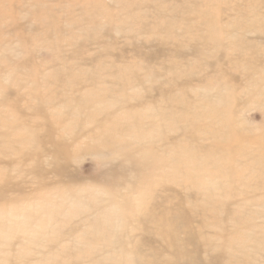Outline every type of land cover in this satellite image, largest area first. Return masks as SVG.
I'll return each mask as SVG.
<instances>
[{"label": "rangeland", "instance_id": "374dc122", "mask_svg": "<svg viewBox=\"0 0 264 264\" xmlns=\"http://www.w3.org/2000/svg\"><path fill=\"white\" fill-rule=\"evenodd\" d=\"M36 1L0 0V73L3 71L12 79L6 85L0 82V108L8 109L5 118L10 120L11 126L27 123L42 141L36 146L41 149L34 153L35 150L30 146L22 144V139L29 134L18 130L9 139L10 143L0 145V190L4 192V198L0 195V209L16 211L27 202H58V195L65 192L86 198V193L90 192L124 191L125 179L106 175L104 172H113V166L100 163L90 154L88 148L94 141L83 137L73 142L75 133L81 127H93L92 120L102 119L108 107L103 109L104 113L95 114L93 119L82 117L78 121L66 112L64 101L74 92L90 88L89 79L84 73L99 75L101 80L97 87L110 89L122 84L114 79V73L127 71L139 78L138 83H135L134 77H124L123 81L130 85L127 94L135 97L140 93L139 97H135L139 100L152 96L155 97L156 105L171 106L174 112L169 109L170 116L174 113L175 120L178 119L177 132L193 118L191 111L183 110V105L193 104L191 101H197L201 92L211 90L216 93L214 87L217 85L225 88L221 91L231 95L229 99L234 101L228 100L219 108L218 114L217 111L212 113V118L220 116L224 120L225 113L232 114L235 131L243 135L235 134L237 137H232L230 146L217 148L213 146L214 143H221L225 138L215 137L209 130L201 129L204 125H211V130L221 128L220 125L211 119H202L200 123L204 125L195 131L199 134V142L211 151L214 160L223 164L222 173L216 167L207 168L212 176L221 181V190L216 193L219 203L231 205L248 201L250 208L261 210L255 206V202L260 203L262 197L259 196L264 194V169L261 171L262 176H258V171L255 176L256 170L253 169L252 173L247 166L250 162L248 150L264 155V150L259 149L255 140L258 137L264 140V95L259 92L264 86V0L202 1L204 10H208L210 15L216 14L212 17L218 18L219 12L224 23L231 22L232 26L225 25V32L229 35L225 38V46L220 48L210 45L199 14L190 13L187 19H183L187 14L177 11L180 18L176 23H170L158 18L155 9L151 8H168L172 3L181 6L180 9H187L193 0H181L179 3H176L179 0H42L47 3V9L36 7ZM99 6L102 9H98ZM129 15L136 18H129ZM254 17L255 21L252 22ZM127 22L131 28L143 26L147 30L134 36L132 33L114 32L111 28L115 25L126 26ZM184 22L193 26L189 32L180 26ZM93 26L104 28L101 32L90 34ZM166 29L171 32V36L167 32L162 33ZM6 43L18 47L21 45L23 52H29V57L43 71L72 73L73 81L69 85L57 81L54 75L46 77L45 82L40 80L39 85L29 81L24 65L4 58L7 55H3L2 45ZM198 47H205L206 50L201 51ZM100 64L106 67H100ZM89 90L93 91L92 88ZM6 94H9L8 98L2 99L1 95ZM173 96L176 100L167 99ZM117 98L111 93L106 95V101L113 105L109 111L117 110L121 105ZM5 129L1 126L0 134ZM55 143L73 144L69 148L67 173L60 175L55 173L56 164L53 163L52 155L47 153ZM185 147L189 156L204 154L196 146L185 144ZM228 157L238 161L240 167L234 176H230L231 163ZM165 168L166 171L158 167L153 171L156 174L162 171L160 175L168 173L170 181L159 186L148 185L147 188L153 190L150 194L153 197L159 194L167 197L169 200L162 202L163 207L172 209L177 217L179 214L187 216L197 231H206L200 225L201 222L198 224L202 220L200 215L193 213L195 192L188 188V182L181 183L179 174L175 178L170 176L172 170L168 169L167 164ZM233 168L235 170L236 167ZM240 174L244 176V185ZM247 195L259 198L247 199ZM153 204L154 201L148 202L147 208ZM78 219L76 217L72 221ZM180 222L183 237L191 238L185 235L190 227L185 221ZM211 231L216 232L214 229ZM142 234L141 227L133 229L135 237L140 238ZM195 246V243L189 244L188 250L192 251ZM164 247V240H153L156 250L163 251ZM143 250L148 254L152 252L145 245ZM204 252L199 259L206 264L209 256ZM259 258L264 264V257L259 255Z\"/></svg>", "mask_w": 264, "mask_h": 264}, {"label": "bare ground", "instance_id": "6f19581e", "mask_svg": "<svg viewBox=\"0 0 264 264\" xmlns=\"http://www.w3.org/2000/svg\"><path fill=\"white\" fill-rule=\"evenodd\" d=\"M202 1L193 0L192 5L187 9H180L181 6L172 3L168 8H151L155 9L158 18L166 19L170 23H176L180 18L177 11L187 14L182 17L183 19H187L190 13L199 14L207 30V40L210 41V45L224 47L225 38L229 35L225 32V25H231V22L224 23L219 12H217L218 18L212 17L216 14L210 15L208 10H204V1ZM35 4L36 7L47 9L45 1L37 0ZM98 9L102 8L99 6ZM129 18L136 17L129 15ZM254 21L255 17L252 22ZM180 26H183L186 32L193 27L186 22ZM103 28V26L98 28L93 26L90 34L101 32ZM111 28L114 32L132 33L134 36L147 30L143 26L131 28L129 24L115 25ZM162 31L171 34L168 29ZM199 50L206 49L201 47ZM2 51L3 55H7L4 58L8 61L24 65L29 81L38 85L40 80L47 81L46 77L49 75H54L57 81L69 85L73 81L71 78L74 75L70 72L64 74L41 70L29 57V52H23L21 45L18 47L6 43L2 45ZM100 67L106 65L100 64ZM84 75L89 79L88 87L93 91L87 88L85 91L78 90L67 96L64 101L66 112L79 121L82 117L93 119L95 114L104 113L102 111L105 107H108V110L103 114L102 119L92 120L93 127H81L75 133L73 142L83 137L94 141L88 148L90 154L100 163L104 165L109 163L113 166V172H104L106 175L125 179L124 191L90 192L86 193L88 194L86 198H81L83 196L79 197L76 193L65 192L58 195V202L49 200L35 204L27 202L16 211L0 209V264H205L199 259L204 250V254L209 256L206 264H262L259 255L264 257V202L262 203L264 194L259 196L262 197L260 203L255 202V206L261 210L250 208L248 201L231 205L219 203L216 193L221 190V181L212 176L207 168L216 167L222 173L223 164L214 160L211 151L199 142V134L195 131L204 125L200 123L202 119L208 121L211 119L220 125L221 128L217 129L211 130V125H204L205 127L201 129L209 130L215 137L225 138L221 143H214L213 146L217 148L230 146L235 134L243 135L235 131L232 114L225 113L224 120H221L220 116L212 118L213 112L217 111L218 114L219 108L231 100L229 99L231 95L222 92L225 88L217 85L214 87L216 93H212L211 90L201 92L197 96V101H191L193 104L183 105V110L191 111L193 118L180 129V132H177L178 119L175 120L174 113L170 116L169 109L174 112L171 106L156 105L155 97L152 96H145V100H139L135 97H139L140 93L135 97L127 94L130 85L123 79L130 75L134 77V82L138 83L139 78L135 74L127 71L115 72L114 79L122 84L110 89L97 87L101 80L99 75L94 76L91 73ZM10 79V75L1 71L0 82L3 85L11 82ZM259 92L264 95V86ZM108 93L118 97L121 105L117 110L109 111L113 105L105 99ZM8 96L9 94L1 95L2 99H7ZM167 99L176 100L175 96ZM6 114L8 115V109L0 108V127L6 128L0 134V145L10 143L9 139L16 131L24 130L29 136L22 139V144L30 146L35 150L34 153L40 150L41 148L36 146L42 141L35 129L29 127L27 123L11 126L10 120L5 118ZM173 133L177 135H172ZM255 140L259 144V149L264 150V140L259 137ZM185 144L190 147L196 146L200 151L203 150L204 154L189 156V153L185 152L187 149ZM71 146L73 147V144L55 143L52 150L47 152L52 155L53 163L56 164L55 173L59 175L67 173ZM248 156H250L248 170L252 173H254L253 169L256 170L255 176L258 171L260 176L264 169V155L248 150ZM227 160L236 167L233 170V166L230 165V176H234V172L240 169L238 161L230 157ZM166 164L167 167L169 166L168 169L172 170L170 176L175 178L179 174L181 183L188 182L190 185H187L188 188L195 192L196 197H193L192 203L193 213L200 215L202 220L198 224L201 222L200 225L206 231H197L194 229L196 227H192L187 216L182 217L179 214L177 217L172 209L163 207L162 202L169 200L167 197L160 194L153 197L150 194L153 190L147 188L148 185L159 186L170 181L168 173L160 175L162 171L159 174L153 171L156 167L166 171ZM243 174H240V178L244 185ZM7 183L6 180L5 184ZM3 193L0 190L1 197ZM259 197L247 195L246 198ZM150 201H154V204L151 208H147V203ZM213 210L220 215L212 213ZM76 217L79 219L73 222ZM181 220L190 227L185 235L192 236L191 238L183 237L179 227ZM240 224L243 227H239ZM136 227H141L143 230L140 238L133 235V229ZM213 229L216 232L213 233L211 231ZM154 239L164 240L163 251L153 248ZM193 243L196 246L189 251L188 245ZM143 245L152 250L151 254L143 250ZM212 252L216 254L211 255Z\"/></svg>", "mask_w": 264, "mask_h": 264}]
</instances>
